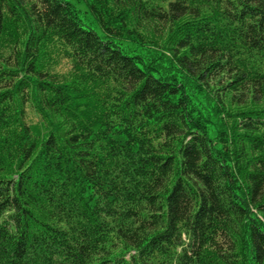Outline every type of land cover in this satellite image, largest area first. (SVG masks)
<instances>
[{
	"label": "trees",
	"instance_id": "trees-1",
	"mask_svg": "<svg viewBox=\"0 0 264 264\" xmlns=\"http://www.w3.org/2000/svg\"><path fill=\"white\" fill-rule=\"evenodd\" d=\"M0 264H264V0H0Z\"/></svg>",
	"mask_w": 264,
	"mask_h": 264
},
{
	"label": "rangeland",
	"instance_id": "rangeland-1",
	"mask_svg": "<svg viewBox=\"0 0 264 264\" xmlns=\"http://www.w3.org/2000/svg\"><path fill=\"white\" fill-rule=\"evenodd\" d=\"M76 4L78 5L79 8L86 10L84 3H79V4L76 3Z\"/></svg>",
	"mask_w": 264,
	"mask_h": 264
}]
</instances>
